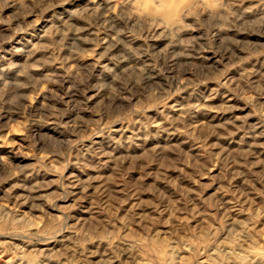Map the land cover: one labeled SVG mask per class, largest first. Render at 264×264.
Masks as SVG:
<instances>
[{"label":"clouds","instance_id":"obj_1","mask_svg":"<svg viewBox=\"0 0 264 264\" xmlns=\"http://www.w3.org/2000/svg\"><path fill=\"white\" fill-rule=\"evenodd\" d=\"M0 264H264V0H0Z\"/></svg>","mask_w":264,"mask_h":264}]
</instances>
